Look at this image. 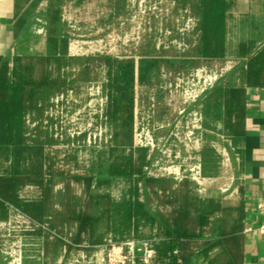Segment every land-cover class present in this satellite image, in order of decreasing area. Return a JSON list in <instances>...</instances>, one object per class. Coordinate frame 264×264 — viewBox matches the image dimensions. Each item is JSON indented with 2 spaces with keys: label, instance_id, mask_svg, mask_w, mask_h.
I'll return each instance as SVG.
<instances>
[{
  "label": "rangeland",
  "instance_id": "1",
  "mask_svg": "<svg viewBox=\"0 0 264 264\" xmlns=\"http://www.w3.org/2000/svg\"><path fill=\"white\" fill-rule=\"evenodd\" d=\"M234 1L228 29L237 42L262 47L264 0ZM199 2L21 0L27 29L10 65L20 56L38 79L46 65L27 57L55 54L49 70L57 83L42 106L24 113L21 152L0 151V178H18L19 198H45L41 218L34 207H0V264H163L161 229L130 221L129 200L158 218L186 200L192 224L198 209L206 211L191 263L206 264L205 239L234 224L241 206L239 140L217 90L240 82L248 55L233 48L220 59L199 56ZM130 61L127 84L119 72ZM143 154L142 173L121 175L128 163L139 168ZM84 211L96 220L77 243L75 216Z\"/></svg>",
  "mask_w": 264,
  "mask_h": 264
},
{
  "label": "trees",
  "instance_id": "2",
  "mask_svg": "<svg viewBox=\"0 0 264 264\" xmlns=\"http://www.w3.org/2000/svg\"><path fill=\"white\" fill-rule=\"evenodd\" d=\"M199 1L202 10L199 31L203 34L199 56L220 59L224 58L233 48H236L239 54H248L246 63L241 67L244 77L240 78V82L237 84L229 80L224 85H220L222 87L217 90L223 100V108L226 112L224 123L230 134L239 138L244 125L248 89L254 86H264V45L258 47L256 41L250 38L237 42L239 38L228 29V11L236 6L234 0ZM26 22V18L22 16L17 30H23L26 27ZM53 40L57 42L56 36L53 37ZM53 55H40L37 58L27 57L28 60L36 59L46 65L38 79L34 77L33 67L29 63H22V57L17 56L14 59V65L11 66L7 57L0 56V151L14 149L21 152V147L27 140L23 120L24 113L28 109H38L52 96L57 83L49 70L52 57H57ZM119 73L121 79L125 80L127 84L131 83L134 64L131 61L125 62ZM125 90H129L128 86ZM145 159L146 154H143L139 168L132 167L131 163H128L121 175H130L135 173L134 171L142 173ZM115 173L117 172L112 168L110 174L114 175ZM94 179V176L90 178L89 186L93 184ZM35 181L38 185H43V178ZM18 184V178L14 176L0 178V207L4 208L5 202L9 201L23 207L28 213L31 211V207H34L38 212L37 214L32 213V215L43 217L44 196L43 199L36 202H25L17 194ZM126 204L127 217L130 221L134 223L145 219L161 229V242L157 246L159 262L163 264L166 262L169 264L192 263L193 258L197 256L193 242L197 241L198 237H202V233L198 232L199 229L209 224V215L206 211L198 209L199 215L196 222L192 224L194 219L190 209L192 204L186 200L175 208L171 216L161 218L150 214L145 204L140 200H129ZM75 219L79 226L76 241L81 243L82 233L92 226L96 219L86 211L76 214ZM243 228V210L240 206L236 222L229 227L222 226L217 229L213 238L205 239L207 246L199 249L205 256L206 264H242ZM212 249H217V252L210 256Z\"/></svg>",
  "mask_w": 264,
  "mask_h": 264
},
{
  "label": "crops",
  "instance_id": "3",
  "mask_svg": "<svg viewBox=\"0 0 264 264\" xmlns=\"http://www.w3.org/2000/svg\"><path fill=\"white\" fill-rule=\"evenodd\" d=\"M21 0H0V56L19 52L21 38L27 29L18 31ZM248 55V54H246ZM240 148L239 188L243 210V262L264 264V86L250 87L242 135L237 138Z\"/></svg>",
  "mask_w": 264,
  "mask_h": 264
},
{
  "label": "built area",
  "instance_id": "4",
  "mask_svg": "<svg viewBox=\"0 0 264 264\" xmlns=\"http://www.w3.org/2000/svg\"><path fill=\"white\" fill-rule=\"evenodd\" d=\"M258 208L264 211V203H259V204H258ZM259 230H260L261 232H264V225H262V226L260 227ZM164 264H169V263L166 262V263H164Z\"/></svg>",
  "mask_w": 264,
  "mask_h": 264
}]
</instances>
